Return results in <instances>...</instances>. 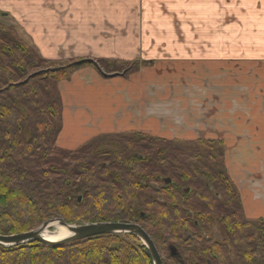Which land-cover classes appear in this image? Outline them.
Here are the masks:
<instances>
[{
  "label": "trees",
  "instance_id": "obj_1",
  "mask_svg": "<svg viewBox=\"0 0 264 264\" xmlns=\"http://www.w3.org/2000/svg\"><path fill=\"white\" fill-rule=\"evenodd\" d=\"M151 63L48 62L12 26L0 24V234L28 231L54 217L119 220L149 234L161 264H264V219L244 215L221 139L181 141L132 131L100 134L74 150L56 145L57 82L86 66L127 73ZM212 226L218 239L208 233ZM0 264L153 263L136 237L104 234L59 246L0 247Z\"/></svg>",
  "mask_w": 264,
  "mask_h": 264
},
{
  "label": "crops",
  "instance_id": "obj_2",
  "mask_svg": "<svg viewBox=\"0 0 264 264\" xmlns=\"http://www.w3.org/2000/svg\"><path fill=\"white\" fill-rule=\"evenodd\" d=\"M0 24L52 63L152 61L57 82L58 135L221 139L244 215L264 219V0H0Z\"/></svg>",
  "mask_w": 264,
  "mask_h": 264
},
{
  "label": "water",
  "instance_id": "obj_3",
  "mask_svg": "<svg viewBox=\"0 0 264 264\" xmlns=\"http://www.w3.org/2000/svg\"><path fill=\"white\" fill-rule=\"evenodd\" d=\"M168 181V179H165V182L168 183ZM55 227H63L65 234L58 238H48L54 232ZM104 234H129L136 237L147 248L152 263L161 264L160 254L149 234L138 223L119 220L67 223L61 217L49 218L28 231L7 235L0 234V247L12 248L33 241L50 246H59L72 241ZM169 251L171 256L178 258L179 255L174 247H170Z\"/></svg>",
  "mask_w": 264,
  "mask_h": 264
},
{
  "label": "rangeland",
  "instance_id": "obj_4",
  "mask_svg": "<svg viewBox=\"0 0 264 264\" xmlns=\"http://www.w3.org/2000/svg\"><path fill=\"white\" fill-rule=\"evenodd\" d=\"M59 64H60V63H59ZM101 69H102V68H101ZM104 72H105V71H104ZM31 73H32V72H31ZM105 73H107V72H105ZM78 143H79V142L76 141V140H70V141H68V140L66 139L65 132H64V133H60V134L58 135V137H57V140H56V145H57L58 147H60V148H62V149H67V150H74V149L80 147V146H78V147L74 148L75 146L79 145ZM63 145H68V146H70L71 148H74V149H71V148H65ZM82 145H83V144H82ZM56 230H57V229H56ZM208 233H209L210 235H212L213 237L217 238V239L220 237L219 232H218V230L216 229V226H212V228L209 230Z\"/></svg>",
  "mask_w": 264,
  "mask_h": 264
},
{
  "label": "bare ground",
  "instance_id": "obj_5",
  "mask_svg": "<svg viewBox=\"0 0 264 264\" xmlns=\"http://www.w3.org/2000/svg\"><path fill=\"white\" fill-rule=\"evenodd\" d=\"M54 232L48 236V238H58L60 236H63L65 234V229L63 227H55Z\"/></svg>",
  "mask_w": 264,
  "mask_h": 264
}]
</instances>
